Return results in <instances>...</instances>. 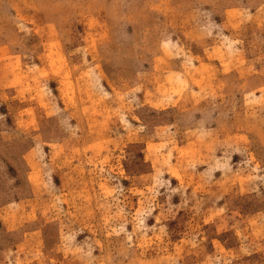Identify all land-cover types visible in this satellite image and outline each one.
<instances>
[{
	"label": "rangeland",
	"instance_id": "obj_1",
	"mask_svg": "<svg viewBox=\"0 0 264 264\" xmlns=\"http://www.w3.org/2000/svg\"><path fill=\"white\" fill-rule=\"evenodd\" d=\"M0 264H264V0H0Z\"/></svg>",
	"mask_w": 264,
	"mask_h": 264
}]
</instances>
